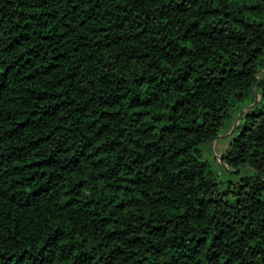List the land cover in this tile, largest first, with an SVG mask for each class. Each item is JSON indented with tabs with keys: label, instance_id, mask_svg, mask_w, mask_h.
Here are the masks:
<instances>
[{
	"label": "trees",
	"instance_id": "obj_1",
	"mask_svg": "<svg viewBox=\"0 0 264 264\" xmlns=\"http://www.w3.org/2000/svg\"><path fill=\"white\" fill-rule=\"evenodd\" d=\"M260 70L264 0H0V264H264Z\"/></svg>",
	"mask_w": 264,
	"mask_h": 264
},
{
	"label": "rangeland",
	"instance_id": "obj_2",
	"mask_svg": "<svg viewBox=\"0 0 264 264\" xmlns=\"http://www.w3.org/2000/svg\"><path fill=\"white\" fill-rule=\"evenodd\" d=\"M263 72L264 70H260L256 78H260ZM253 95H254V100L256 98L260 99V94L258 93L256 87H254ZM246 107L242 108L241 106H239L235 108V110L233 111V116L231 118V121L229 122V127L224 129L214 140H212L204 147V153L206 159L210 162L212 167L215 170H217L219 178L225 180L222 183V187H225V185H229V184L231 185V182L229 180L231 178H234L233 177L234 170L232 168L227 167L222 162L221 155L229 142V138L231 134L233 133L236 125L240 120L241 114L246 110ZM240 169L241 171L246 170L245 167H241Z\"/></svg>",
	"mask_w": 264,
	"mask_h": 264
},
{
	"label": "water",
	"instance_id": "obj_3",
	"mask_svg": "<svg viewBox=\"0 0 264 264\" xmlns=\"http://www.w3.org/2000/svg\"><path fill=\"white\" fill-rule=\"evenodd\" d=\"M258 101H259V99L256 98L250 105H248L246 107V110H248V109L252 108L253 106H255L258 103Z\"/></svg>",
	"mask_w": 264,
	"mask_h": 264
}]
</instances>
